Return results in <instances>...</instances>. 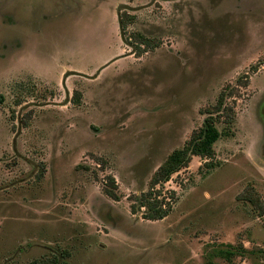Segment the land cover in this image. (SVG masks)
I'll list each match as a JSON object with an SVG mask.
<instances>
[{
	"label": "rangeland",
	"instance_id": "374dc122",
	"mask_svg": "<svg viewBox=\"0 0 264 264\" xmlns=\"http://www.w3.org/2000/svg\"><path fill=\"white\" fill-rule=\"evenodd\" d=\"M210 116L215 158L158 187L167 217L134 213ZM53 257L264 264V0H0V264Z\"/></svg>",
	"mask_w": 264,
	"mask_h": 264
},
{
	"label": "trees",
	"instance_id": "16d2710c",
	"mask_svg": "<svg viewBox=\"0 0 264 264\" xmlns=\"http://www.w3.org/2000/svg\"><path fill=\"white\" fill-rule=\"evenodd\" d=\"M135 16L129 14L127 11L120 12L119 23L121 28V35L124 39L127 34L128 27L133 23ZM127 45H133L136 50V55L142 56L145 53L158 47V43L151 38L144 36L141 33L129 34ZM129 45V46H130ZM223 107V98L220 99L218 109ZM215 117L210 116L205 121L204 126L195 131L186 146L175 151L167 161L158 169L155 173L148 192L142 193L140 196H134L135 202L132 205V211L136 213L139 210H144V218L148 220H162L169 215L172 210V202L176 199V192L170 193L171 201L162 198L161 189L164 183L171 180L172 176L178 173L183 167H187L191 161V158L198 156L202 159L212 160L215 158L214 145L219 140L221 133L215 125ZM110 186L116 187L115 180L113 177L109 178ZM106 193L111 198L118 200L119 196L113 190H106ZM260 200H258L259 202ZM260 204L262 202H259ZM263 206V205H262ZM261 206V208H262ZM32 264H60L59 260L55 257L51 259L35 261ZM62 264H67L63 262Z\"/></svg>",
	"mask_w": 264,
	"mask_h": 264
}]
</instances>
